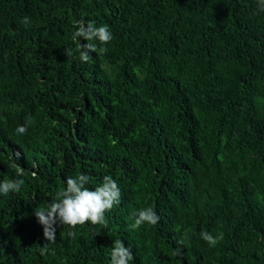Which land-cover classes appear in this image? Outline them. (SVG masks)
<instances>
[{
	"label": "trees",
	"instance_id": "1",
	"mask_svg": "<svg viewBox=\"0 0 264 264\" xmlns=\"http://www.w3.org/2000/svg\"><path fill=\"white\" fill-rule=\"evenodd\" d=\"M80 20L113 34L87 62ZM79 173L111 175L120 203L47 242L33 209ZM4 179L24 184L0 195V264H111L117 239L130 264H264L260 0H0ZM145 207L159 222L131 229Z\"/></svg>",
	"mask_w": 264,
	"mask_h": 264
},
{
	"label": "clouds",
	"instance_id": "2",
	"mask_svg": "<svg viewBox=\"0 0 264 264\" xmlns=\"http://www.w3.org/2000/svg\"><path fill=\"white\" fill-rule=\"evenodd\" d=\"M260 11H264V0H260ZM26 27L30 24V20L25 16L22 21ZM83 38L88 41L87 44H80L79 59L87 62L90 53L98 55L105 54L107 48L97 47L96 43L106 45L113 40V34L108 25L97 26L94 21H88L87 24L83 20L76 22V31L72 33V39ZM67 56H72L71 49H65ZM33 119L26 118L25 125L18 126L16 133L23 135L27 132V125L31 124ZM22 172H17V176ZM91 177L87 174L79 173L76 176H69L65 181L66 187L59 189L55 198L46 206H40L33 209L36 220L43 229V237L47 242L55 243L56 241V225L68 226L74 229L77 226H83L86 222L92 225L107 226L105 213L110 211L114 205L120 203V188L115 179L111 175H105L102 182L95 188H89L88 184ZM23 179H4L0 181V195L7 196L9 193L19 192ZM135 217L134 223L130 225L131 229H138L141 225H156L160 217L153 207L141 208L132 213ZM67 235L73 239L76 237L74 231H69ZM201 239L210 246H215L223 239V233L213 236L207 231H201ZM179 243H183L180 241ZM49 251L47 243L41 248V254ZM177 255H181L179 249ZM111 264H130L134 256L131 248L126 246L122 240H114L110 252Z\"/></svg>",
	"mask_w": 264,
	"mask_h": 264
}]
</instances>
